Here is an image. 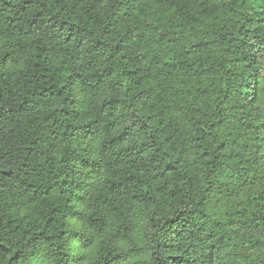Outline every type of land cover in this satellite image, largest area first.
Returning a JSON list of instances; mask_svg holds the SVG:
<instances>
[{"label":"trees","instance_id":"1","mask_svg":"<svg viewBox=\"0 0 264 264\" xmlns=\"http://www.w3.org/2000/svg\"><path fill=\"white\" fill-rule=\"evenodd\" d=\"M0 264H264V0H0Z\"/></svg>","mask_w":264,"mask_h":264}]
</instances>
